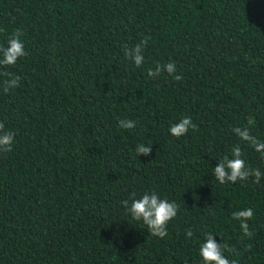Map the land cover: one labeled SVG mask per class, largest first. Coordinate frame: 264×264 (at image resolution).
I'll return each instance as SVG.
<instances>
[{
    "label": "trees",
    "instance_id": "1",
    "mask_svg": "<svg viewBox=\"0 0 264 264\" xmlns=\"http://www.w3.org/2000/svg\"><path fill=\"white\" fill-rule=\"evenodd\" d=\"M16 29L29 54L6 69L20 87L0 86V121L16 133L0 153V264H199L205 231L223 234L237 264H264V179L213 177L233 127L251 116L264 141V0H0V45ZM143 38L137 68L124 46ZM168 62L182 81L148 77ZM185 116L197 131L172 136ZM153 190L180 209L164 239L121 206ZM242 207L255 209L250 239L232 219Z\"/></svg>",
    "mask_w": 264,
    "mask_h": 264
},
{
    "label": "clouds",
    "instance_id": "2",
    "mask_svg": "<svg viewBox=\"0 0 264 264\" xmlns=\"http://www.w3.org/2000/svg\"><path fill=\"white\" fill-rule=\"evenodd\" d=\"M24 33L21 29H16L8 35L6 44L0 45V68L5 71L0 75L6 77L0 81V86L5 94L20 87L21 77L6 69L15 66L18 61L28 56L25 48V42L22 39ZM148 38H143L134 47L124 46L125 58L135 67H141L145 62L143 55L144 49L148 45ZM167 73L175 81H182L183 76L177 74L176 64L168 62L166 64L157 63L155 68H149L147 75L150 78H157ZM254 118H247L246 126H235L231 132L237 137L238 143L231 148L230 154H225L217 158V165L213 168V177L220 185H235L238 182L251 180L253 184L261 185L264 179V172L260 167H251L245 159L244 147H251L256 153H259L261 160H264V141L252 134ZM118 127L126 130H132L137 127V122L131 119H120ZM198 126L193 122L192 117H182L179 122L169 126V132L172 136L180 138L186 136L191 130L197 131ZM16 133L12 130H6L5 123L0 121V153H10L13 150ZM243 145L244 147H242ZM135 152L138 156H150L152 145L145 146L140 143L136 146ZM121 206L126 213L147 229L150 236L164 239L168 236V224L173 221L179 213V205L175 201H170L167 197L162 198L160 194L153 191L144 192L139 198L135 191L129 193V198L121 201ZM215 215L214 212L211 213ZM255 216L253 207H242L232 212V219L239 222L242 238H251L253 232L250 228L249 221ZM185 239L192 240L194 231L191 228L185 230ZM203 241L199 244L198 256L199 264H237L235 259H229L225 253L232 251L226 242L217 243L216 236L222 233L214 234L212 231L203 232ZM224 241V238H223ZM250 245L248 248L250 249ZM187 264V262H185Z\"/></svg>",
    "mask_w": 264,
    "mask_h": 264
}]
</instances>
